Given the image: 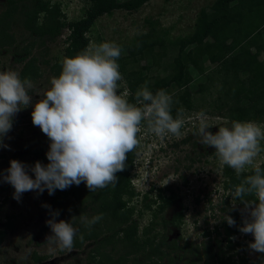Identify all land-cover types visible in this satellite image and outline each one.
<instances>
[{
	"label": "trees",
	"instance_id": "obj_1",
	"mask_svg": "<svg viewBox=\"0 0 264 264\" xmlns=\"http://www.w3.org/2000/svg\"><path fill=\"white\" fill-rule=\"evenodd\" d=\"M89 1L91 5L86 16L70 22L57 3L51 4L46 0H5L0 10V50H10L18 44L13 32L16 25L31 37V41L21 51L25 56L18 59L23 64L19 73L21 79L35 82L44 77L45 73H48L49 79L58 77L65 58H73L89 49V33L99 18L116 10L137 11L151 0ZM65 29L69 30V35L62 60L43 59L48 56V49H45L39 53L47 71L42 70L39 55H33L34 48H43L47 40L55 41ZM150 37L146 34L138 37L134 47L117 44L122 49L117 63L128 86L130 103H136L135 93L147 81L153 94L164 89L173 97L174 118L178 112H182L183 116L184 109L193 108L190 88L193 74L205 75V65L209 63L215 65V68L207 74V83L200 84L198 92H204L210 86L220 83L221 105L229 111L232 121L264 120V0H222L200 11L195 32L191 36L172 43L151 40ZM146 59L160 66L165 61L168 73L150 80V65H141ZM48 149L49 146H44L40 151ZM41 159L45 160L44 165L49 163L46 154ZM135 160L136 149L127 154L125 170L117 173L119 179L115 187L110 185L91 193L82 182L79 186L72 185L63 191L56 190L53 195L48 194L51 210L60 213L57 219L66 214L61 208L63 203L73 198L80 200L83 210L81 214L89 219L103 214V218L89 229L81 223L79 211L71 212L72 217H77L73 222L74 227H79L77 236L84 235V240H93L95 243L96 247L89 256L90 261L96 264H162L165 261L177 264L178 260V264H207L215 260L220 264H231L235 257L234 250L239 244L233 243L234 238L243 226L242 220L246 213L239 200L235 199V205L230 202L229 195L246 176L254 174V169L238 176L225 165L223 189L229 195L223 198L221 210L231 216L236 225L229 226L222 219L215 228L214 243L210 240L204 245L205 250H202L200 246L189 242L182 245L176 240L169 241L168 229L174 221L169 222L161 216L173 204V198L160 197L163 202L153 212L152 226L140 234V224L124 199L127 195L135 194L131 189ZM36 162L33 160L29 166H34ZM260 167L264 169V163ZM245 199L255 200V197L248 196ZM145 206L150 207L151 204L146 203ZM70 208L71 205L66 211L69 212ZM158 226H162V235L158 233L151 237ZM6 234L7 229L0 232V244ZM211 234L205 233V236L211 238ZM79 245L77 242L74 247ZM33 259L41 262L46 257L35 252Z\"/></svg>",
	"mask_w": 264,
	"mask_h": 264
},
{
	"label": "rangeland",
	"instance_id": "obj_2",
	"mask_svg": "<svg viewBox=\"0 0 264 264\" xmlns=\"http://www.w3.org/2000/svg\"><path fill=\"white\" fill-rule=\"evenodd\" d=\"M46 1L59 4L70 22L86 16L91 5L89 0ZM221 1L151 0L137 11L116 10L99 18L94 24L89 33L91 40L89 49L102 42H114L134 47L137 38L145 34L151 35V40L166 43L187 38L195 32L200 11L219 4ZM4 2L5 0H0V10ZM13 32L18 44L10 50H0V72L14 70L20 73L23 68V64L18 59L25 56L21 54V51L23 46L31 41V37L24 33L25 30L19 25L13 27ZM68 35L69 30L65 29L55 41L47 40L43 48L35 47L33 55L37 56L41 51L48 49V56L43 59L62 60ZM38 57L40 59V55ZM43 59L39 61L40 67L47 71L41 62ZM141 65H150L151 68L148 71L150 80L168 73L165 61L160 66L146 59ZM213 68L215 65L206 63L205 75L193 74V80L190 83L193 108L192 110L184 109V126L181 129L183 133L181 137L169 134L161 140L147 131L146 122L143 123L142 130L138 134L140 145L136 148V160L132 173L131 189L135 191V194L124 198L140 224L141 235L145 228L152 226L153 212L159 207L158 204L163 202L160 197L173 198V204L161 216L169 222L174 221L168 229L170 231L169 241L176 240L182 245L189 242L200 246L202 250H205L204 245H207L210 240L213 243L215 241V228L222 222L223 215H227L221 210L222 201L229 195L223 189L225 165L220 163L214 148L199 143L198 114L201 111L208 117L207 123L210 126L208 131L212 134L218 132L221 126L231 127L233 122L229 111L221 105L220 83L210 86L204 92H198L200 84L207 83V74L211 73L210 70ZM45 74L44 77L32 82L34 85L33 93H30L32 105L38 102L51 86V79L48 73ZM119 84V92L126 93L129 99L130 93L124 77ZM32 105L17 113L13 118L12 129L4 140L7 147H0V173L7 174L6 170L10 167L12 160L20 161L28 166L33 160L45 164V160L41 158L49 149L48 151L40 150L44 146H49L50 141L39 127L32 124ZM254 122L264 124L263 119ZM261 147L264 148V141L261 142ZM263 163L264 151L255 160L258 166ZM251 170L253 168L248 167L244 172ZM29 175L34 178L31 172ZM160 190L162 191L161 196ZM14 191L10 184L3 182L0 178V232L7 229L6 237L0 244V264H96L92 263L89 258L96 247L94 241L83 239V242H79V236L74 244L78 242L81 245L75 246L71 252L57 250L53 253L49 251L45 243L46 237L52 233L46 221L52 217L47 208L43 207L50 203L46 190L42 194L35 191L26 192L19 202L13 199ZM229 200L235 205V199H232L231 194ZM146 203L151 206L146 207ZM70 205L68 212L66 209ZM61 208L66 214L63 218H56L57 222L60 220L69 222L72 219L71 212L74 210L79 211L80 214L83 213L80 200L74 198L67 199ZM44 227H46L45 231H43ZM76 228L78 231L79 227ZM158 233H162V226L155 228L151 237ZM205 233H212L211 238L206 237ZM251 242H254L251 234L238 232L233 243L240 245L238 244L234 250L235 257L231 264H264V254L249 249L248 244ZM225 246L223 245L224 248ZM35 252L46 259L36 262L33 259ZM176 263L178 264V260ZM162 264H168V261ZM207 264L220 263L211 260Z\"/></svg>",
	"mask_w": 264,
	"mask_h": 264
},
{
	"label": "clouds",
	"instance_id": "obj_3",
	"mask_svg": "<svg viewBox=\"0 0 264 264\" xmlns=\"http://www.w3.org/2000/svg\"><path fill=\"white\" fill-rule=\"evenodd\" d=\"M122 49L114 42H102L86 49L73 58H65L58 77L50 80V88L32 105L34 85L30 79H21L19 72H0V147L13 126V118L23 109L33 106L32 124L40 128L50 141L46 153L47 165L37 161L34 166L10 161L6 175L0 173L3 182L14 188L13 199L20 201L29 191L42 194L47 190H66L72 185L85 183L93 193L115 187L117 173L125 170L127 154L140 145L143 123L147 131L163 140L169 134L181 137L184 126L182 112L172 115L173 97L164 89L155 94L148 82L135 93L136 103H130L127 94L119 92L123 79L119 60ZM139 105V106H138ZM208 117L198 114V135L204 146H211L222 165L232 168L239 176L252 167L254 174L246 176L231 192L232 199L239 200L247 216L243 218L242 234H251L254 242L250 250L264 254V169L255 164L264 148V124L254 121H233L231 127L221 126L212 134ZM31 172L34 178L29 175ZM254 196L255 200L245 197ZM49 209L52 217L46 221L51 235L46 237L50 252L68 251L74 248L77 228L73 216L69 222L56 221L58 210ZM103 218V214L90 219L81 214V223L91 228ZM229 226L235 220L223 215ZM81 242L83 235L79 236Z\"/></svg>",
	"mask_w": 264,
	"mask_h": 264
}]
</instances>
